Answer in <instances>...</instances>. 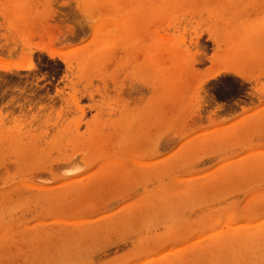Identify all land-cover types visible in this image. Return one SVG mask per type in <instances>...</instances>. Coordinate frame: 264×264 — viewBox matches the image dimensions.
Segmentation results:
<instances>
[{
    "label": "rangeland",
    "instance_id": "obj_1",
    "mask_svg": "<svg viewBox=\"0 0 264 264\" xmlns=\"http://www.w3.org/2000/svg\"><path fill=\"white\" fill-rule=\"evenodd\" d=\"M0 264H264V0H0Z\"/></svg>",
    "mask_w": 264,
    "mask_h": 264
}]
</instances>
